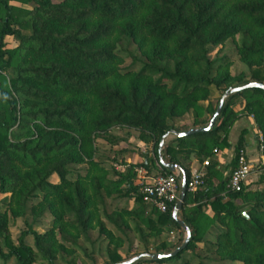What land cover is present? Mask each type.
Returning a JSON list of instances; mask_svg holds the SVG:
<instances>
[{"label": "trees", "instance_id": "1", "mask_svg": "<svg viewBox=\"0 0 264 264\" xmlns=\"http://www.w3.org/2000/svg\"><path fill=\"white\" fill-rule=\"evenodd\" d=\"M237 36L248 77L232 75L227 57H209L210 46ZM250 81L264 83V0H0V234L18 217L52 216L46 231L29 228L17 244L6 234L0 256L17 264L40 258L55 264L59 255L77 264L80 238L89 241L94 228L108 239L105 264L131 258L118 251L128 229L142 242L141 253L171 252L179 243L161 235L182 230L172 218L176 202L161 212L144 201L138 169L170 173L159 160L160 141L171 130L189 129L175 120L192 112L190 128L206 126L223 93ZM214 92L216 105L209 100ZM243 116L253 118L264 154L260 88L229 93L209 131L164 142V161L178 164L186 181L190 163L209 158L203 184L210 186L186 189L180 213L191 230L187 246L173 257L132 264H191L184 253L199 243L208 257L264 264V165L255 181L260 188H227L237 153L245 149V128L228 166L217 167L231 146L230 129ZM113 126L138 130L154 155L127 163L125 150H118L121 168L106 167L95 142ZM81 164L83 172L74 171ZM130 195L138 207L108 210L107 199ZM28 234L34 249L24 242ZM150 237L157 241L149 245Z\"/></svg>", "mask_w": 264, "mask_h": 264}, {"label": "rangeland", "instance_id": "2", "mask_svg": "<svg viewBox=\"0 0 264 264\" xmlns=\"http://www.w3.org/2000/svg\"><path fill=\"white\" fill-rule=\"evenodd\" d=\"M15 5L30 8L32 3H22L18 1L13 2ZM239 43V37H234L227 39L224 44L210 46L209 50V57L212 60H215L220 57H227L229 60V72L232 75H237L243 73L248 77L249 70L247 65L240 59V56L237 51V45ZM130 50L133 51L138 57L142 56L135 48V45L130 44ZM130 64V61H125L123 67H127ZM140 66V62H137L134 68H138ZM219 96L218 92H214L210 97L209 100L212 102L213 105H216V99ZM218 105V104H217ZM236 110L241 109V104L237 103L235 105ZM252 118L251 116H247ZM241 118H245L244 116ZM253 119V118H252ZM193 120V113L189 112L175 120L176 125L184 124L186 126H191ZM257 130V129H256ZM169 133V132H168ZM257 133V132H256ZM109 135V136H108ZM139 132L136 129L128 128L125 126H113L109 129L107 136L99 137L96 140V148L97 154L100 159L104 160V165L109 169L114 167L116 169H120L121 166L118 165L120 161V155L117 154L118 150H125L124 151V161L129 162H140L143 160V155L146 153L148 156L154 155L152 152V143H144L139 140ZM174 137L172 134H169L165 139L170 140ZM259 156L258 153L256 154L257 157ZM198 164V163H197ZM199 166L197 165V168ZM85 168V164L81 165H74V171L78 170L83 172ZM154 170V168H153ZM262 170L253 169L252 174L248 178L246 183V187L248 189H258L261 187L260 184H257L255 181L257 179L259 171ZM149 174H152L148 171ZM225 173L227 174L228 171L225 169ZM225 174V175H226ZM74 177V176H72ZM204 185V184H203ZM8 195V194H7ZM1 197V196H0ZM240 202H242L240 200ZM107 208L111 211L114 207H126V208H136L137 202L134 200V195L121 197V198H110L106 200ZM144 208L146 211L149 212L152 208L149 204L144 203ZM245 212V211H244ZM246 213V212H245ZM52 216L49 213H44L40 216L37 220L31 217L29 214L25 215L24 217H18L14 220H10L6 226V229L0 234V247L4 250V236L7 234L10 241L13 244L18 243V239L20 234L31 228L39 233L46 231L49 228L50 221ZM104 220V219H103ZM107 228L113 229L112 225L109 224L106 220ZM182 229V228H181ZM217 230V227L213 228V232ZM128 238L122 242L121 246L118 247V251L124 258L133 257L138 253L143 252V246L140 239L137 235L131 231V229L127 230ZM164 239H166L169 243H182L183 239L185 238V232L179 229H172V231L168 233H164L161 235ZM180 238V239H179ZM207 239H213L214 237L212 234H207ZM81 243L80 247L76 248V252L74 254V258L77 261V264H105L107 260V244L108 239L98 232V228H94L90 232V240L86 241L83 238H80ZM154 241H157L156 238L150 237L149 238V245H151ZM24 242L28 244L32 249H34V238L32 234H28L24 237ZM202 244L199 243L196 245V249L189 250L184 253V256L190 259L191 264H242L240 261H228V260H220L217 257H208L202 250ZM69 258L68 256H65ZM0 264H17L15 259L12 257L7 261H4L3 258L0 256ZM31 264H48L43 259H38ZM55 264H67L66 260H64L61 256H57ZM143 264H172L169 263H143Z\"/></svg>", "mask_w": 264, "mask_h": 264}, {"label": "built area", "instance_id": "3", "mask_svg": "<svg viewBox=\"0 0 264 264\" xmlns=\"http://www.w3.org/2000/svg\"><path fill=\"white\" fill-rule=\"evenodd\" d=\"M259 140H261L260 134ZM257 153L259 156L252 161L245 149L239 150L236 156V165L231 170L227 181L228 189L236 192L241 191L246 185L253 169L258 171V169L263 168L264 154L261 144L257 147ZM207 164L208 161L205 160L203 165ZM205 173L203 166L191 171L190 178L186 181V189L194 192L201 188ZM137 177L144 201L157 210L165 212L169 204L177 202L179 199L182 178L179 172L149 174L147 170L140 168L138 169Z\"/></svg>", "mask_w": 264, "mask_h": 264}, {"label": "water", "instance_id": "4", "mask_svg": "<svg viewBox=\"0 0 264 264\" xmlns=\"http://www.w3.org/2000/svg\"><path fill=\"white\" fill-rule=\"evenodd\" d=\"M247 88L264 89V83L258 82V81H250V82L243 84V85H240V86L230 87L228 89V91L224 92L223 95L221 96V98L218 102V105H217L212 117L210 118V120L206 126L193 127V128L188 129V130L181 131V132L171 130L169 133L165 134L160 141L159 148H158L160 163L163 165V167L167 168L169 171H171V172L180 171V173L182 175L179 199L176 202V206L172 210V218L181 226L182 230L185 232V238L183 239L182 243L180 245H178L175 249H173L169 253H140V254H137V255L129 258V259H126V260L121 261V262L113 263V264H132V263H134V262H136L142 258H150L152 260H159V259H163L166 257H173V256L177 255L179 252H181L187 246V244L191 240V230H190L189 226L182 219H180L178 217V212L180 211V209L182 207L185 192H186V177L184 175L183 170L181 169V167L178 164H171V163H167L164 161L162 149L164 146L165 139L167 138V136L169 134H172L175 137H183V136H188V135L196 133V132L209 131L213 127V125L215 124V122H216V120H217V118H218V116L222 110L224 101L227 98L228 94L229 93H236V92H239V91L247 89ZM243 214L246 215L245 212H243Z\"/></svg>", "mask_w": 264, "mask_h": 264}, {"label": "crops", "instance_id": "5", "mask_svg": "<svg viewBox=\"0 0 264 264\" xmlns=\"http://www.w3.org/2000/svg\"><path fill=\"white\" fill-rule=\"evenodd\" d=\"M190 127L191 126H188L189 129H190ZM243 128H245L247 130V133L245 135V137H246L245 150L247 151L250 159L252 161L255 160L256 157H254V156H256V154H257V145H258V143L255 139V134H256L257 130L254 126V122H253L252 118H250V117L240 118L234 122L232 128L229 131L228 138H229V142L231 143V146H230V148L225 150V154H226L225 158L223 160L221 159V161L220 160L218 161V165H217L218 168L224 169L225 166H228V164H229V162L233 156V146H234V144L238 138V135H239L241 129H243ZM206 160L209 161V158ZM197 165L199 167L203 166L204 168H205V166H207V165H203V163H199L198 161L193 160L190 163L189 168L191 169V171H193L197 168ZM141 168H144V167H141ZM144 169L147 170L146 168H144ZM228 170H229V168H227V171ZM177 172L180 173V171H177ZM209 186H210L209 184H205L200 189L201 190H207L209 188ZM207 212L209 213L210 210H207ZM178 217L180 219H182L180 211L178 212Z\"/></svg>", "mask_w": 264, "mask_h": 264}]
</instances>
